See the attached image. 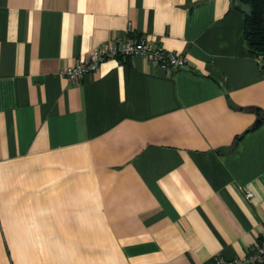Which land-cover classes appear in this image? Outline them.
<instances>
[{
  "label": "crops",
  "instance_id": "obj_1",
  "mask_svg": "<svg viewBox=\"0 0 264 264\" xmlns=\"http://www.w3.org/2000/svg\"><path fill=\"white\" fill-rule=\"evenodd\" d=\"M126 36L186 66L59 74ZM260 62L235 0H0V264L248 255L264 237Z\"/></svg>",
  "mask_w": 264,
  "mask_h": 264
},
{
  "label": "built area",
  "instance_id": "obj_2",
  "mask_svg": "<svg viewBox=\"0 0 264 264\" xmlns=\"http://www.w3.org/2000/svg\"><path fill=\"white\" fill-rule=\"evenodd\" d=\"M138 56L147 60L152 65L161 69H183L187 59L184 55L165 50L159 44L145 38H134L126 36L116 42H105L92 49L88 55L72 66H64L59 74L68 82H76L85 74L95 70L99 63L105 59L116 57ZM262 61V57L258 56ZM246 196H252L247 191ZM213 264H264V237H262L255 248L243 258L225 260L217 258Z\"/></svg>",
  "mask_w": 264,
  "mask_h": 264
},
{
  "label": "trees",
  "instance_id": "obj_3",
  "mask_svg": "<svg viewBox=\"0 0 264 264\" xmlns=\"http://www.w3.org/2000/svg\"><path fill=\"white\" fill-rule=\"evenodd\" d=\"M242 5L249 7V12H242L243 37L252 54L261 56L264 67V0H240ZM213 264V263H212Z\"/></svg>",
  "mask_w": 264,
  "mask_h": 264
},
{
  "label": "water",
  "instance_id": "obj_4",
  "mask_svg": "<svg viewBox=\"0 0 264 264\" xmlns=\"http://www.w3.org/2000/svg\"><path fill=\"white\" fill-rule=\"evenodd\" d=\"M235 1H236V4L241 8L242 11L249 12V7L248 6L242 5L240 3V0H235ZM257 122L259 123L260 122V119Z\"/></svg>",
  "mask_w": 264,
  "mask_h": 264
}]
</instances>
